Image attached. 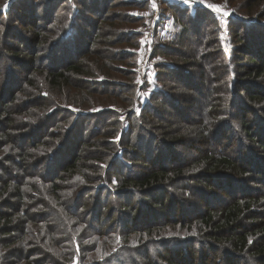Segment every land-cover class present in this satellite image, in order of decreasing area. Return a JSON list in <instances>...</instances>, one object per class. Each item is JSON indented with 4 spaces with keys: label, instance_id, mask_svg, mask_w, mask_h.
<instances>
[{
    "label": "trees",
    "instance_id": "obj_1",
    "mask_svg": "<svg viewBox=\"0 0 264 264\" xmlns=\"http://www.w3.org/2000/svg\"><path fill=\"white\" fill-rule=\"evenodd\" d=\"M54 1L0 0V264H264V0L168 1L142 82V15Z\"/></svg>",
    "mask_w": 264,
    "mask_h": 264
},
{
    "label": "rangeland",
    "instance_id": "obj_2",
    "mask_svg": "<svg viewBox=\"0 0 264 264\" xmlns=\"http://www.w3.org/2000/svg\"><path fill=\"white\" fill-rule=\"evenodd\" d=\"M119 1H129V0H111V2L109 3V7L105 10V12H107V14H112L114 16L116 15L117 21H121L122 24L127 23L123 27L132 26V24H128V20L125 17L127 14H131V15L140 14L143 16L142 18H138L136 24L134 25V27L136 26L137 29H141L144 35L143 37L139 36V39L141 41L140 42L141 47L138 51V56L135 58V60H133V64H132L134 71L137 72V74L135 73L136 77H138L139 79L140 76V82H142L143 79L147 78L148 76L149 78H153L155 75V70L153 65L154 63H156V60L153 59L154 57L153 51L156 47V43L169 41L171 34L175 31V28L172 26L171 21L168 20L167 17V15H172V13L168 12L169 10L167 9L168 7L166 6V3L170 0H130V1L140 2V5L135 4L133 6H129L125 4V2L118 3ZM172 1L189 4L198 8L205 7L215 12L220 17L221 20H226L233 13L239 11V9L237 8V4L242 0H237V2L235 0H190L189 3H185L184 0H172ZM147 2H149V8L148 7L140 8V6H142L143 4L145 5V3ZM153 3H155L156 5L155 7H153ZM52 7L54 8L57 7V0L54 1V6ZM217 7L219 8V10H216ZM59 10H60L59 13L66 14V10L64 7H61ZM39 13H43V16L47 18L49 13L51 14V8H47L45 6L44 8H42V10L39 11ZM92 19L93 22L95 23L99 22L101 27L105 25V22L101 19L100 16L99 17L93 16ZM58 21H59V17H58ZM158 30L160 33H158ZM183 48H186V46H183ZM162 57L165 56L160 55L159 59ZM244 116L246 117L247 121L248 120L250 121V124L255 120V116L253 114L247 115L244 113ZM90 128L91 125L88 123L86 133L90 131ZM225 137L226 138L220 137L218 141L219 145H214L212 146V148H216V147L223 148L225 151H227L230 154L237 152V149L239 150L238 141L229 139L231 137L229 135ZM194 153L192 150H186L184 151L183 155L190 156ZM221 195L223 196L220 201L225 203L230 200V196L228 194L221 193ZM196 207L200 211L201 209H203V206L201 205H197ZM198 209H196L195 211L197 212ZM213 257H216V259H218V255L215 256L213 254Z\"/></svg>",
    "mask_w": 264,
    "mask_h": 264
},
{
    "label": "snow or ice",
    "instance_id": "obj_3",
    "mask_svg": "<svg viewBox=\"0 0 264 264\" xmlns=\"http://www.w3.org/2000/svg\"><path fill=\"white\" fill-rule=\"evenodd\" d=\"M184 2L185 3H189L190 2V0H184ZM7 3H5V5L3 6L4 8H7ZM156 5H155V3H153V7H155ZM216 10H219V8L217 7V9ZM225 14H227V13H225Z\"/></svg>",
    "mask_w": 264,
    "mask_h": 264
},
{
    "label": "built area",
    "instance_id": "obj_4",
    "mask_svg": "<svg viewBox=\"0 0 264 264\" xmlns=\"http://www.w3.org/2000/svg\"><path fill=\"white\" fill-rule=\"evenodd\" d=\"M151 37V36H150Z\"/></svg>",
    "mask_w": 264,
    "mask_h": 264
}]
</instances>
